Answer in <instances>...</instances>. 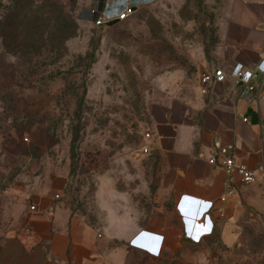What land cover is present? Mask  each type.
Here are the masks:
<instances>
[{
	"label": "rangeland",
	"instance_id": "rangeland-1",
	"mask_svg": "<svg viewBox=\"0 0 264 264\" xmlns=\"http://www.w3.org/2000/svg\"><path fill=\"white\" fill-rule=\"evenodd\" d=\"M232 1L154 0L95 28L83 17L92 0H0V230L11 227L10 189L50 175L65 176L59 199L89 222L101 218L100 176L150 205L156 167L151 149L138 154L144 134L152 139L156 117L167 112L188 123V107L202 95L198 76L229 53ZM110 209L108 234L119 222ZM244 221L237 246L226 247L216 230L188 257L166 254L157 264H264V221Z\"/></svg>",
	"mask_w": 264,
	"mask_h": 264
},
{
	"label": "crops",
	"instance_id": "crops-1",
	"mask_svg": "<svg viewBox=\"0 0 264 264\" xmlns=\"http://www.w3.org/2000/svg\"><path fill=\"white\" fill-rule=\"evenodd\" d=\"M223 44L229 53L211 70L228 73L237 62L255 66L264 56V0L232 1ZM242 88L227 76L200 92L196 107H188V123H176L170 112L156 117L153 138L141 144L151 149L156 167V196L150 205L141 206L111 177L100 176L95 199L101 218L89 222L59 199L64 175L12 187L16 196L11 227L0 230V264H129L130 254L157 264L166 254L188 257L216 230L226 247L239 245L244 220L264 221V99L248 101L241 96ZM260 90L264 92V81ZM193 116L196 121L189 120ZM214 136L223 144L232 143L237 161L257 173L251 184H243L235 174L234 193L223 202L219 198L227 175L208 163L215 152ZM138 154L142 158L148 153ZM104 192L112 199L103 197ZM110 207L120 223L108 234Z\"/></svg>",
	"mask_w": 264,
	"mask_h": 264
},
{
	"label": "built area",
	"instance_id": "built-area-1",
	"mask_svg": "<svg viewBox=\"0 0 264 264\" xmlns=\"http://www.w3.org/2000/svg\"><path fill=\"white\" fill-rule=\"evenodd\" d=\"M154 0H92L91 6L83 14V17L89 20L96 28L106 26V22L117 19L118 22L126 20L133 14L138 5L150 3ZM229 76L243 85L241 96L248 101H258L264 99V92L260 86L264 81V56L259 59L251 69L244 64L237 62L231 66L228 73L223 68H215L201 72L198 76V83L201 93H206L214 82H223ZM244 120H246L244 118ZM145 138H150L149 133L144 134ZM213 145L214 154L208 158V163L216 165L227 175L225 189L220 195L219 200L225 201L227 197L234 193L233 176H239L243 184H251L257 181L255 169L237 161L235 147L232 143H221L218 136H214ZM140 151L143 154L149 152L148 147L140 145ZM59 195H55L58 198ZM31 210L34 205H30Z\"/></svg>",
	"mask_w": 264,
	"mask_h": 264
},
{
	"label": "water",
	"instance_id": "water-1",
	"mask_svg": "<svg viewBox=\"0 0 264 264\" xmlns=\"http://www.w3.org/2000/svg\"><path fill=\"white\" fill-rule=\"evenodd\" d=\"M117 22H118L117 19H112V20L106 22V26H112V25L116 24Z\"/></svg>",
	"mask_w": 264,
	"mask_h": 264
},
{
	"label": "trees",
	"instance_id": "trees-1",
	"mask_svg": "<svg viewBox=\"0 0 264 264\" xmlns=\"http://www.w3.org/2000/svg\"><path fill=\"white\" fill-rule=\"evenodd\" d=\"M49 3H52V2H49ZM139 9V7H137L136 9H135V11L133 12V14L137 11ZM132 14V15H133ZM70 19V17H67V21L65 22L66 24H64V25H62V27H65V26H67V24H68V20ZM96 28V27H95ZM70 209V208H69ZM73 213V212H72Z\"/></svg>",
	"mask_w": 264,
	"mask_h": 264
}]
</instances>
